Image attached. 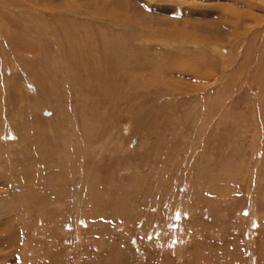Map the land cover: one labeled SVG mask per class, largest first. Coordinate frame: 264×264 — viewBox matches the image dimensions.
Listing matches in <instances>:
<instances>
[{"label": "rangeland", "instance_id": "rangeland-1", "mask_svg": "<svg viewBox=\"0 0 264 264\" xmlns=\"http://www.w3.org/2000/svg\"><path fill=\"white\" fill-rule=\"evenodd\" d=\"M10 1L0 264H264V0Z\"/></svg>", "mask_w": 264, "mask_h": 264}, {"label": "bare ground", "instance_id": "bare-ground-1", "mask_svg": "<svg viewBox=\"0 0 264 264\" xmlns=\"http://www.w3.org/2000/svg\"><path fill=\"white\" fill-rule=\"evenodd\" d=\"M29 1H32V2H34L35 4H36V2L37 3H39L40 5L39 6H41L40 8H42V7H44V8H48L49 7V4H51V0H29ZM73 1V0H72ZM9 2H11L10 0H9ZM52 2L54 3L55 1H53L52 0ZM71 4H73V3H69V4H66L65 6L63 5L62 7L60 6V8H58V9H56L55 10V12L57 13V15H59V14H61V12L63 11H66L65 12V14L67 13V14H69V15H71V14H73L72 12H73V10H74V6L73 5H71ZM92 4V3H91ZM109 5V4H108ZM125 5V4H124ZM110 6V5H109ZM121 6L123 7V5L121 4ZM126 6V5H125ZM55 5L51 8V9H53V12H54V9H55ZM93 7V6H92ZM113 7V6H112ZM120 7V6H119ZM76 8V7H75ZM125 8V7H124ZM126 8H127V6H126ZM125 8V9H126ZM77 9V8H76ZM83 9V8H82ZM81 9V10H82ZM111 9V8H110ZM115 9V8H114ZM122 9V8H121ZM50 10V9H49ZM77 10H79V8L77 9ZM112 10V9H111ZM117 10V9H116ZM46 11V10H45ZM126 11V10H125ZM75 12V11H74ZM91 12V11H90ZM92 12H94L93 10H92ZM49 13H51V11L49 12ZM78 13V12H77ZM111 15L112 14H115L114 16H117V17H119L116 13L117 12H115V11H110L109 12ZM43 14V13H42ZM66 14V15H67ZM100 14V13H99ZM41 15V14H40ZM62 16H63V14H61ZM56 16V15H55ZM61 16V17H62ZM139 16V15H138ZM68 17V16H67ZM108 17V16H107ZM113 17V16H112ZM50 18V17H49ZM119 19H121V17H119ZM41 20V19H40ZM127 21H131V22H133V20H135V18H133V16L132 15H127V19H126ZM124 23V22H123ZM43 25V24H42ZM56 28H57V26H56ZM48 31V30H47ZM53 32V31H52ZM193 33H195V32H193ZM50 34V33H49ZM48 34V35H49ZM178 34V33H177ZM198 34V33H197ZM196 34V36H195V38H198V39H200V41H203V42H209V40H206V38H204V37H200L199 35H197ZM170 35H173V34H169L168 36L170 37ZM176 35V34H175ZM181 35V34H180ZM183 35V34H182ZM188 35H190V34H188ZM45 37V36H44ZM181 37V36H180ZM46 38V37H45ZM51 38L52 39H55V37L53 36V34H51ZM26 40V39H25ZM29 40H31V39H29ZM28 40V41H29ZM34 40H35V38H34ZM59 41V40H58ZM54 42H55V40H54ZM210 43H212V41L210 42ZM28 44V43H27ZM118 44V43H117ZM26 45V44H25ZM41 46V45H40ZM118 46H119V44H118ZM30 47V46H29ZM23 49V48H22ZM41 49H43V47L41 48ZM116 50H117V52H119L120 51V49H119V47H116ZM18 51V50H17ZM27 51V50H26ZM23 55V54H22Z\"/></svg>", "mask_w": 264, "mask_h": 264}]
</instances>
